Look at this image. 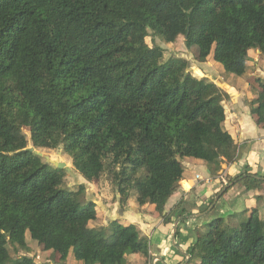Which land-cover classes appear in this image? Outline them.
Here are the masks:
<instances>
[{
  "label": "trees",
  "instance_id": "16d2710c",
  "mask_svg": "<svg viewBox=\"0 0 264 264\" xmlns=\"http://www.w3.org/2000/svg\"><path fill=\"white\" fill-rule=\"evenodd\" d=\"M150 37H186L199 63L212 55L241 77L248 52L264 51V0H0V264H33L17 255L31 252L28 239L60 264L149 258L136 225L91 226L97 211L85 187H65L66 171L25 151L29 142L61 149L87 182L107 172L122 209L133 198L165 224L183 161L205 162L215 174L234 161L225 93L194 77L188 60L164 61ZM258 85L256 111L264 109V79ZM237 182L248 192L263 180L246 172L227 186ZM188 255L199 264H264V218L254 208L234 228L213 219Z\"/></svg>",
  "mask_w": 264,
  "mask_h": 264
},
{
  "label": "crops",
  "instance_id": "0c3cea01",
  "mask_svg": "<svg viewBox=\"0 0 264 264\" xmlns=\"http://www.w3.org/2000/svg\"><path fill=\"white\" fill-rule=\"evenodd\" d=\"M211 57L212 55L207 58V62L197 63L196 70L201 75L193 76L199 79L206 77L207 82L213 83L225 93L223 126L236 145L234 161H224L218 173L222 172L228 183L240 175L245 176L246 172L261 177L263 183L260 188L248 192L240 182L231 183L229 189L236 188L222 193L224 186L216 179L218 173H212L213 168L209 164L183 161L180 186L167 201L163 213L170 217L171 223L165 224L164 218L154 211V206L139 207L132 198L122 209L117 201L107 195L106 189L101 188L100 181L90 183L77 175L78 182L85 187V200L96 205L100 226L111 220L134 224L148 239V261L145 262L136 254L127 257L128 264H187L190 259L188 249L199 236V231L202 232L204 226L210 222L207 218L208 211L213 210L219 203L221 207L217 212H225L228 218L234 220V226L250 216L254 208L258 209L260 218H264V109L256 111L262 98L258 80L264 79V51L248 52L247 71L241 77L226 73L222 65L210 61ZM211 70L215 71L213 75L210 74ZM215 73L218 74L217 77H214ZM196 176L200 179L197 180ZM211 199L214 200L212 206L209 203ZM180 202L181 206L174 210ZM209 206L211 207L207 210ZM181 209L190 215H182ZM239 213L244 217L239 218ZM175 222L176 229L173 226ZM177 230L180 234L178 237L175 235Z\"/></svg>",
  "mask_w": 264,
  "mask_h": 264
},
{
  "label": "rangeland",
  "instance_id": "374dc122",
  "mask_svg": "<svg viewBox=\"0 0 264 264\" xmlns=\"http://www.w3.org/2000/svg\"><path fill=\"white\" fill-rule=\"evenodd\" d=\"M153 40V41H152ZM146 43L149 46H152L154 44L162 47L164 49V61L169 58V57H180V58H184L186 60L189 61L190 63V72L192 75H198L200 76L201 74L196 70V66L198 65L197 63H199L196 59H197V53H196V49L193 48L191 50L186 49L185 45H184V38L183 37H179L176 42L172 43V44H165L163 43L161 40H159L158 38L153 39L152 37L147 38L146 39ZM211 62L212 59H210ZM207 62V61H206ZM204 63V62H203ZM209 68H211V65H208ZM211 72V73H210ZM209 73L211 75L214 74V70H211ZM217 73H215L214 77H217ZM202 79L206 80V77H202ZM23 133L26 136H29V132L27 129L23 130ZM28 147H31V143L29 142ZM39 151L44 155V156H48L51 160L53 161H62L65 162L67 164V166L70 168V172H66L65 177H64V184L65 187H67L69 190H77L78 186H80L79 181V174H77L71 164V160L68 156H66L61 149L58 150H47V149H39ZM43 161H45L44 157L42 158ZM46 162V161H45ZM47 163V162H46ZM78 175V176H77ZM81 177V176H80ZM100 183L101 184V188H105L107 195L112 197L113 201H116L115 198V190L114 188L111 186L110 181H109V174L107 172L104 173V175L100 178ZM232 188H236L232 187ZM231 188V189H232ZM260 188V187H259ZM231 189H229L231 191ZM230 194V193H228ZM227 194V195H228ZM226 196V195H224ZM224 199V197H223ZM223 201V200H222ZM209 203H214V200L211 199ZM212 206V205H211ZM209 206L207 208V210H209V208L211 207ZM221 205L220 203L217 204V206L213 209L208 211L207 214H209L207 216L208 220L211 221L213 219L216 218H224L225 222L228 226L234 228V220L231 218H228L226 213L224 212V214H219L217 211L218 209H220ZM239 218H243L244 215L242 213H239ZM249 216H246L243 220V222H245L247 220ZM229 220V221H227ZM236 221V220H235ZM95 221L92 222L91 225H93L94 227H99V220L97 219V221L95 222V225L93 224ZM201 234V232L199 231V235ZM29 245L31 247V252L30 253H25V252H18L17 255L18 256H27L31 259H33V264H60V263H55V255L52 251H48L46 250L42 245H39L38 243L31 241L30 239H28ZM177 252H180L179 250H177V248H175ZM15 257V256H14ZM157 264H163L161 262L157 263ZM187 264H199V258L197 256L193 257L191 259V261H189Z\"/></svg>",
  "mask_w": 264,
  "mask_h": 264
},
{
  "label": "water",
  "instance_id": "95a60500",
  "mask_svg": "<svg viewBox=\"0 0 264 264\" xmlns=\"http://www.w3.org/2000/svg\"><path fill=\"white\" fill-rule=\"evenodd\" d=\"M184 39H186V37ZM25 151L32 152L36 156H38L40 158H43L44 157V159H45V161L47 163H49L50 165H52L53 167H55L57 169L65 170L66 172H70V168L67 166V164L65 162H62V161H53L48 156H44L39 150L35 149L33 146L26 148ZM230 186L231 185H229V186L226 185V187L223 188L222 192H224L225 190H227ZM164 213H165V211H164ZM176 225H177V222H175L174 225H173L175 229H176ZM173 240H174V238H173Z\"/></svg>",
  "mask_w": 264,
  "mask_h": 264
},
{
  "label": "built area",
  "instance_id": "2783aa9c",
  "mask_svg": "<svg viewBox=\"0 0 264 264\" xmlns=\"http://www.w3.org/2000/svg\"><path fill=\"white\" fill-rule=\"evenodd\" d=\"M196 179L199 180L200 177L199 176H196ZM216 179L223 185V186H226L228 185V181L226 180V176L221 172V173H218ZM153 264V263H152Z\"/></svg>",
  "mask_w": 264,
  "mask_h": 264
}]
</instances>
